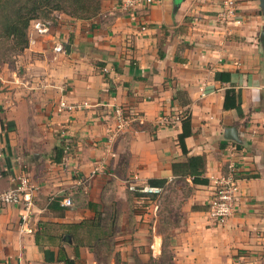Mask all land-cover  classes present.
<instances>
[{"label": "crops", "instance_id": "crops-1", "mask_svg": "<svg viewBox=\"0 0 264 264\" xmlns=\"http://www.w3.org/2000/svg\"><path fill=\"white\" fill-rule=\"evenodd\" d=\"M223 1L153 0L133 22L119 0H102L91 19L55 14L45 34L31 22L19 72L2 79L9 87L0 98V193L26 176L32 206L26 213L0 206V264H63L59 248L74 264H96L90 245L78 239L99 211L114 216L122 236L130 234L132 259L157 258L163 237L156 202L132 215L131 228L124 221L125 182L134 176L139 184L166 179L161 196L173 187L181 195L182 218L170 237L174 264H264L263 17L257 1L236 0L238 16L223 22ZM56 44L64 52H55ZM227 90L237 106L225 110ZM61 99L80 107L59 114ZM117 107L143 124L110 138ZM178 113L190 116L187 156L205 157L207 185L172 175L171 164L186 160L176 141L181 121H156ZM227 128L236 129L239 143L224 139ZM230 161L241 174L238 207L223 227L212 228V181ZM67 197L71 208L60 205ZM129 247L116 242L121 259Z\"/></svg>", "mask_w": 264, "mask_h": 264}, {"label": "trees", "instance_id": "trees-1", "mask_svg": "<svg viewBox=\"0 0 264 264\" xmlns=\"http://www.w3.org/2000/svg\"><path fill=\"white\" fill-rule=\"evenodd\" d=\"M102 0H0V63H5L10 58L21 55L28 48V28L33 21L49 18L54 13L63 14L76 20H87L98 15ZM53 19V18H52ZM51 19V20H52ZM236 94L234 90H227L223 108L225 110L235 108ZM1 130L4 131L5 123L0 121ZM191 120L188 113L181 120V132L177 135V145L183 156L184 162H173L171 171L174 177L190 178L192 184L207 185L208 179L204 176L206 160L204 156H187L188 151L185 139L191 135ZM58 155L56 161H60L61 151L56 149ZM166 179H148L146 184L150 186L164 187ZM131 192V191H130ZM132 194L142 198L154 199L153 196H143L135 192ZM153 201V200H152ZM84 223V222H83ZM82 224L69 226L79 228ZM86 223V222H85ZM98 226V217L90 222V227ZM99 240V238H96ZM57 262L74 264L63 248H59Z\"/></svg>", "mask_w": 264, "mask_h": 264}, {"label": "built area", "instance_id": "built-area-1", "mask_svg": "<svg viewBox=\"0 0 264 264\" xmlns=\"http://www.w3.org/2000/svg\"><path fill=\"white\" fill-rule=\"evenodd\" d=\"M153 0H119L120 9L126 13L130 20L136 21L135 11L143 5L152 3ZM238 16V8L236 0H224L222 11L219 13V18L223 22L233 21ZM33 31L37 34H45L48 31L49 23L35 21L33 23ZM144 30L143 27H141ZM55 52H64L62 44H56ZM80 106L74 103H68L61 99L57 106V113H71ZM115 117V127L111 130L110 138L123 132L126 128L133 124H143L141 116L130 110L117 107L113 110ZM185 116H167L161 115L156 121L161 125H172L180 122ZM68 148L66 147L65 153ZM241 174L233 161L228 162L225 171L219 177L213 179V191L207 202V224L212 228L223 227L227 221L236 213L238 207V190ZM15 188L8 189L0 193V206L17 205L21 206L26 213L32 206V189L26 176H19ZM137 177H132L128 181V190L138 193L143 196H153L159 198L163 194V187L150 186L146 183L139 184ZM60 205L66 208L74 206L73 201L67 197L60 200ZM22 220H25L26 215H21Z\"/></svg>", "mask_w": 264, "mask_h": 264}, {"label": "rangeland", "instance_id": "rangeland-1", "mask_svg": "<svg viewBox=\"0 0 264 264\" xmlns=\"http://www.w3.org/2000/svg\"><path fill=\"white\" fill-rule=\"evenodd\" d=\"M49 16V18H41L38 21L40 22H50L53 16ZM31 25V24H30ZM33 26V25H32ZM33 29V27H32ZM19 55L11 60H8L5 63H0V98H7L8 85H5V78L9 80L11 76V72L15 71L19 72ZM21 62V61H20ZM21 70V68H20ZM5 77V78H4ZM13 78V75L11 76ZM2 79H5L2 82ZM7 86V87H6ZM180 113H178L179 115ZM145 127V126H144ZM131 179V178H130ZM128 181L125 182V200L123 203V214L124 221L127 220V225L129 228L132 227V215L137 211L145 210V206L148 204L153 205L154 202L157 204L156 214L158 230L163 237V245H162V253L155 259H148L147 262L141 263L135 261L134 257L132 259V255L134 256L133 247H129V243L132 238H130V234L124 231V234L120 233L119 227L115 226V218L109 217L108 213L105 211H99L97 213L98 217V226L90 227L85 226L83 230L80 231V236L78 239V243H85L86 245H90L91 251L93 252L96 264H174L172 261V248H171V229L179 224L182 215L179 213L180 207V193L175 187L171 189L168 193L160 196L159 198L149 199L142 198L138 195L132 194L127 186ZM182 188L184 194L186 192V188L183 187V184H179ZM168 187L165 186V189ZM153 200V201H152ZM128 209V212H127ZM115 215V214H114ZM88 227V228H86ZM118 229V230H117ZM118 235V236H117ZM119 236L121 238H119ZM130 236V237H129ZM99 238L97 240L96 238ZM127 237V238H126ZM118 238V239H116ZM124 238V239H122ZM116 242H124L125 247H129V249H124L123 258H120L119 250L116 248ZM123 247V246H122ZM121 247V249H122ZM126 250V251H125ZM126 259L129 261L126 262Z\"/></svg>", "mask_w": 264, "mask_h": 264}, {"label": "water", "instance_id": "water-1", "mask_svg": "<svg viewBox=\"0 0 264 264\" xmlns=\"http://www.w3.org/2000/svg\"><path fill=\"white\" fill-rule=\"evenodd\" d=\"M258 2V6L260 8V12L261 15L263 17V25L261 28V32L259 35V42H260V46L262 48H264V0H255ZM66 51H68V49L66 48ZM224 139L226 140H230L233 141L235 143H239V138H238V134L235 128H227L224 131Z\"/></svg>", "mask_w": 264, "mask_h": 264}]
</instances>
